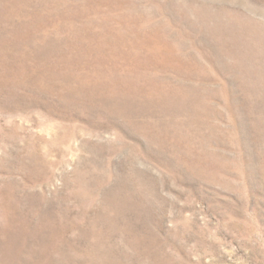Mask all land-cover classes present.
<instances>
[{
  "label": "rangeland",
  "instance_id": "rangeland-1",
  "mask_svg": "<svg viewBox=\"0 0 264 264\" xmlns=\"http://www.w3.org/2000/svg\"><path fill=\"white\" fill-rule=\"evenodd\" d=\"M0 264H264V0H0Z\"/></svg>",
  "mask_w": 264,
  "mask_h": 264
}]
</instances>
